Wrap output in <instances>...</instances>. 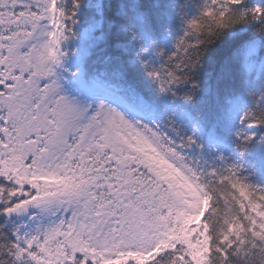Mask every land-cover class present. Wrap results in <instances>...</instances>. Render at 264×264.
Returning a JSON list of instances; mask_svg holds the SVG:
<instances>
[{
    "label": "snow or ice",
    "instance_id": "snow-or-ice-1",
    "mask_svg": "<svg viewBox=\"0 0 264 264\" xmlns=\"http://www.w3.org/2000/svg\"><path fill=\"white\" fill-rule=\"evenodd\" d=\"M0 264H264V0H0Z\"/></svg>",
    "mask_w": 264,
    "mask_h": 264
}]
</instances>
